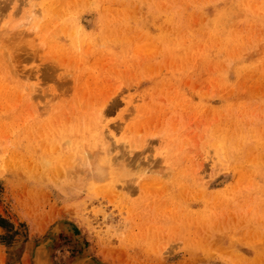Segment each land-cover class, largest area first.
Segmentation results:
<instances>
[{"label":"rangeland","instance_id":"rangeland-1","mask_svg":"<svg viewBox=\"0 0 264 264\" xmlns=\"http://www.w3.org/2000/svg\"><path fill=\"white\" fill-rule=\"evenodd\" d=\"M0 218V264H264V0H0Z\"/></svg>","mask_w":264,"mask_h":264},{"label":"trees","instance_id":"trees-1","mask_svg":"<svg viewBox=\"0 0 264 264\" xmlns=\"http://www.w3.org/2000/svg\"><path fill=\"white\" fill-rule=\"evenodd\" d=\"M3 223L11 226V224H9L7 221H5L4 219L0 218V227H3L2 226Z\"/></svg>","mask_w":264,"mask_h":264},{"label":"bare ground","instance_id":"bare-ground-1","mask_svg":"<svg viewBox=\"0 0 264 264\" xmlns=\"http://www.w3.org/2000/svg\"><path fill=\"white\" fill-rule=\"evenodd\" d=\"M39 251H41V250H39ZM39 251L37 250V252H39ZM36 264H42V262H41V256L40 255H39V257H37Z\"/></svg>","mask_w":264,"mask_h":264}]
</instances>
